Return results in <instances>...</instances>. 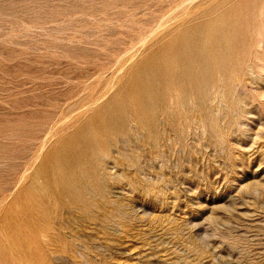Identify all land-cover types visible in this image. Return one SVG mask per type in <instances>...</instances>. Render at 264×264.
Returning a JSON list of instances; mask_svg holds the SVG:
<instances>
[{"label":"rangeland","instance_id":"rangeland-1","mask_svg":"<svg viewBox=\"0 0 264 264\" xmlns=\"http://www.w3.org/2000/svg\"><path fill=\"white\" fill-rule=\"evenodd\" d=\"M0 264H264V0H0Z\"/></svg>","mask_w":264,"mask_h":264},{"label":"water","instance_id":"water-1","mask_svg":"<svg viewBox=\"0 0 264 264\" xmlns=\"http://www.w3.org/2000/svg\"><path fill=\"white\" fill-rule=\"evenodd\" d=\"M215 25V23L213 24ZM211 26H203V27H197V28H193L191 29L184 37L182 40H180V54L181 56L187 61L188 65L193 68L194 67V58L193 53H203L207 50L206 46H207V42L208 40H210L209 38H211L212 36H214V27ZM231 63L226 61L224 62L221 66H219V71L217 74H214L215 76H217V79L213 80V84L209 83L206 88L207 91L209 93V98L207 99V104H209L210 102L213 104L212 100H211V93L214 92V88H218L219 90L223 89L228 80L232 79V88L234 90L235 88V84H236V71L235 68L233 69V71L231 70ZM232 66H234L232 64ZM227 74H229L228 76H226ZM226 76V77H225ZM155 78V74H154V70L153 68L151 69H147V70H143L141 73H139V76L137 78V82L139 81V79H142V81L146 82V86H144V96H142L143 102L145 104V106L149 109V107L151 106L152 103V97H153V93H154V85H153V81ZM141 81V80H140ZM139 83V82H138ZM137 83V84H138ZM143 89V88H142ZM141 89V90H142ZM140 90V91H141ZM139 91V92H140ZM214 98V97H213ZM218 99H213L215 101V104L218 109H220V111L223 113H226L227 110V105L226 103H224V100L220 97H216ZM236 104V101L232 104L233 106ZM214 106V104H213ZM212 106V107H213ZM120 107V109L118 108ZM122 107L124 109H122ZM117 113H113V111H110V118L109 119H122L125 123L124 128H122L121 130L116 129V130H112L110 129H106L105 131L109 132V134H111V137H115L117 134H125L127 127H128V123H129V119L126 118V111L127 109L125 108V106H117ZM228 118L226 119V122L228 124ZM116 123L118 124V121H116ZM194 126H196L199 130H201V132H204L206 134L207 137L211 136V132L206 130L205 127H199V125L195 124ZM217 142V139H216ZM211 143H215V140L212 138L211 139ZM103 148H98L97 151L91 152V155L94 156V160L93 163H89L86 166H83L82 168H78L81 171H83L85 174L84 176L89 177V180L87 179V182H89L90 184V189L93 191V193H100V188L96 185V179H97V166H98V160L99 157L101 155V153L103 152ZM82 161V160H79ZM80 165V164H79ZM83 176V175H82ZM73 206L80 208L82 210H86V208H88V203L86 201L83 200L80 202V205H75L72 204Z\"/></svg>","mask_w":264,"mask_h":264},{"label":"bare ground","instance_id":"bare-ground-1","mask_svg":"<svg viewBox=\"0 0 264 264\" xmlns=\"http://www.w3.org/2000/svg\"><path fill=\"white\" fill-rule=\"evenodd\" d=\"M218 29V28H217ZM221 31V30H220ZM229 36V35H228ZM218 38V37H217ZM230 38V37H229ZM217 42V41H216ZM210 43V42H209ZM215 44V43H214ZM178 46V45H177ZM217 47V46H216ZM215 47V48H216ZM171 48V47H170ZM208 49V48H207ZM210 49V48H209ZM212 49V48H211ZM170 50V49H169ZM221 51V50H220ZM210 52H211V50H210ZM169 53V52H168ZM178 53V52H177ZM223 53V52H222ZM175 54V53H174ZM208 54V53H207ZM207 54H205V55H207ZM170 55H172V54H170ZM177 55V54H176ZM215 55V54H214ZM217 55V54H216ZM226 55H228V54H226ZM162 56H163V54H162ZM204 56V55H203ZM159 58V57H158ZM165 58H166V56H165ZM204 58V57H203ZM169 59V58H168ZM173 59V58H172ZM201 59V58H200ZM234 59V58H233ZM164 60V59H163ZM175 60V59H174ZM177 62V61H176ZM204 62V61H203ZM163 63H164V61H163ZM163 63H161V64H163ZM178 63H179V61H178ZM177 63V64H178ZM168 64H169V62H168ZM170 64H171V61H170ZM159 65V64H158ZM180 66V65H179ZM175 67V66H174ZM182 67V66H181ZM164 68H165V66H164ZM166 69H167V67H166ZM175 69V68H174ZM217 69V68H216ZM163 70V69H162ZM193 70V69H192ZM201 70V69H200ZM216 71V70H215ZM206 72V71H205ZM168 74H169V72H168ZM213 76V75H212ZM192 77V76H191ZM176 80V79H175ZM162 82V81H161ZM178 84H179V82H178ZM188 84V83H187ZM200 86V85H199ZM206 86V85H205ZM185 87V86H184ZM190 90V89H189ZM179 93V92H178ZM187 93V92H186ZM190 93H191V91H190ZM154 96V95H153ZM191 96V95H190ZM169 97V96H168ZM194 98V97H193ZM158 100V99H157ZM156 100V101H157ZM207 100V99H206ZM140 101V100H139ZM179 103V102H178ZM184 104V103H183ZM188 105V104H187ZM181 106V105H180ZM170 107V106H169ZM180 108V107H179ZM175 110V109H174ZM173 110V111H174ZM181 110V109H180ZM183 110V109H182ZM141 111V110H140ZM203 111V110H202ZM165 113V112H164ZM181 113V112H180ZM184 113V112H183ZM189 113V112H188ZM156 115V114H155ZM188 118V117H187ZM199 119V118H198ZM172 120V119H171ZM149 121V120H148ZM147 121V122H148ZM116 122V121H115ZM163 123V122H162ZM182 123V122H181ZM150 124V123H149ZM166 124H168V123H166ZM165 124V125H166ZM163 126V125H162ZM168 127V126H167ZM151 131V130H150ZM154 131V130H153ZM154 133V132H153ZM155 134V133H154ZM183 134V133H182ZM182 136V135H181ZM84 186V185H83ZM88 186V185H87Z\"/></svg>","mask_w":264,"mask_h":264}]
</instances>
